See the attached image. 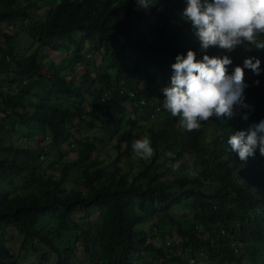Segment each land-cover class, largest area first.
Wrapping results in <instances>:
<instances>
[{
    "label": "trees",
    "instance_id": "16d2710c",
    "mask_svg": "<svg viewBox=\"0 0 264 264\" xmlns=\"http://www.w3.org/2000/svg\"><path fill=\"white\" fill-rule=\"evenodd\" d=\"M150 2L0 0V264H264V156L241 162L227 144L264 119V49L202 52L182 19L187 0ZM18 22L25 53L8 30ZM189 49L197 60L228 55L229 74L251 57L261 69H244L248 108L190 133L162 107L171 65ZM134 126L151 159L133 152ZM35 135L46 144H21ZM112 139L106 161L95 153ZM49 152L57 176L42 172Z\"/></svg>",
    "mask_w": 264,
    "mask_h": 264
},
{
    "label": "clouds",
    "instance_id": "9594fccd",
    "mask_svg": "<svg viewBox=\"0 0 264 264\" xmlns=\"http://www.w3.org/2000/svg\"><path fill=\"white\" fill-rule=\"evenodd\" d=\"M150 0H136V7L147 11ZM182 19L190 23L200 50L206 52L210 47H218L231 53L237 46L250 45L253 49H264V0H187ZM254 61V62H253ZM232 60L228 55L222 57L207 54L196 59V53L189 49L186 55L177 54L171 65L170 85L162 89L163 109L172 117L178 118V126L192 132L201 128L202 122L211 117L231 119L236 113L234 106H249L243 103L244 69L260 74V60L246 58L243 67L235 66L229 74ZM259 85V81H254ZM247 119V113L242 115ZM228 150L234 152L241 162L254 156L258 148L264 156V119L253 125L247 134L235 131L227 139ZM132 150L140 159H151L154 149L149 137L136 139ZM180 161L171 163L173 171H178Z\"/></svg>",
    "mask_w": 264,
    "mask_h": 264
},
{
    "label": "rangeland",
    "instance_id": "374dc122",
    "mask_svg": "<svg viewBox=\"0 0 264 264\" xmlns=\"http://www.w3.org/2000/svg\"><path fill=\"white\" fill-rule=\"evenodd\" d=\"M44 1H46L47 3L50 2V0H44ZM39 14L41 15V12ZM15 25L16 26H14V28L8 27V30L12 31V32L14 31L17 33L16 49H17L18 53H25V52L30 51V39L23 32L19 31V22L16 23ZM58 56L59 55H56L55 52H52V51L45 50V52H44L45 61H49V60H46L49 58H51V59L53 58L54 60L58 59ZM99 61H100V59H99L98 55L97 54L93 55L91 62H90V67H92L93 65H97L99 63ZM73 73L75 75H79L81 73V68L78 66H75ZM70 75H72V74H70ZM156 76H157V80L153 82V87L151 89L152 91H154L156 83L160 80L159 79L160 72H158L156 74ZM68 77H70V76H68ZM129 115H131V114H129ZM132 132L134 134H136L138 139H141V138H139L140 133L138 132V129L135 126L132 128ZM112 143H114V139L106 142L104 144L103 148H100L101 146H99L97 148V152L95 154L103 157L106 161H108L110 159L109 155H111V156L113 155L112 148H111ZM21 144L27 145L29 147L38 148L40 146H44L46 143H45V140L40 138L39 135H35V137L31 140H27L26 138L22 137ZM48 154H49V159H48V162H46L47 164L44 161L42 172L45 175L57 176L58 170H57V168H55V166H53V165H55L54 164L55 161L53 162L52 166L48 165V164H51L50 162H52V159L54 157V155H52V154H54V153L49 152ZM72 154L73 153L68 152V154L63 159L65 160L68 156H70ZM41 161L43 162V160H41ZM75 175L76 174H75L74 169H73V171L71 172V175L63 181V184L65 186H67V188H73L72 181L75 178ZM4 238H5V241H4L5 245L10 249V251H12L13 254H16L18 246H19V242H20V236L11 230H8L7 234L5 235ZM156 243H158V241ZM77 254H78V250H77ZM26 260H28V259L26 258Z\"/></svg>",
    "mask_w": 264,
    "mask_h": 264
}]
</instances>
